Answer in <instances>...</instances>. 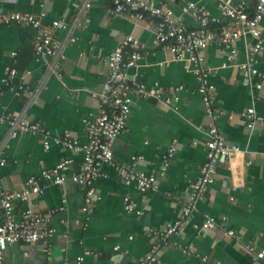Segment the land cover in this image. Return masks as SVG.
Returning <instances> with one entry per match:
<instances>
[{"label":"crops","instance_id":"crops-1","mask_svg":"<svg viewBox=\"0 0 264 264\" xmlns=\"http://www.w3.org/2000/svg\"><path fill=\"white\" fill-rule=\"evenodd\" d=\"M83 1L0 0V12H44V22L60 17L72 20ZM88 1L91 5L81 15L90 21L87 27L75 29L77 39L65 47V58L58 66L59 76L50 74L44 79L49 58L34 55L32 29L14 24L0 26V79L10 61L9 52L17 50L18 69L32 71L27 84L35 88L44 80L37 101L28 106L26 91L17 95L5 89L0 94V115L25 110L28 119L41 122L52 134L69 130L80 143H86L82 119L92 117L99 110L100 94L108 78L107 57L127 35L139 41L142 53L137 66L128 70L129 78L142 81L147 87L159 85L163 96H172L180 86L178 100L166 105L161 98H145L132 92L127 130L113 141V162L104 165L103 175L96 179L94 186L99 198L87 214L82 211L85 190L71 180V174L79 171L81 154L58 143L45 150L40 135L19 133L6 138L8 126L0 121V154L6 159L0 168V192L19 190L34 176L42 190L31 197L33 209L47 213L64 205L50 217L49 224L55 229L49 241L50 257L43 252L41 241H18L5 250L3 264L49 261L51 264H137L148 250L160 243L158 232L179 217L189 182L198 176L205 160L207 119L198 80L186 62L174 59L170 51L155 44L156 19L150 15L134 18L125 13L113 14L110 0ZM191 1L221 19L222 25L232 24L222 15L216 1ZM244 1L253 8V0ZM153 2L158 4L159 0ZM164 2L175 15L181 14L180 0ZM181 23L187 29L201 28L191 13L181 14ZM260 24L264 41V17ZM252 42L249 35L240 36L235 41L237 55L229 65H224L226 52L221 46L211 43L203 51L205 65L211 68L209 80L215 87L213 104L223 111L216 117V124L226 141L237 144L241 152L218 161L214 182L197 203L191 219L168 238L164 247L155 250L159 264H201L203 255L222 264H264V258L258 259L244 247V244L256 250L264 247V125L247 129L241 117L249 106L264 116V85L256 88L254 84L259 78L238 67V63L248 58ZM256 57L257 67L264 73V50ZM173 145L175 151L169 158V168L164 176H158L157 190L142 195L133 185L123 183L121 165L157 173L162 156ZM63 158H72L64 185L50 184L40 177L42 168L51 167ZM126 194L136 202L141 214L125 211ZM25 207V203L14 201L15 216L19 217ZM205 215L214 217L217 224L198 232L195 224L199 225ZM222 216L227 217L226 221H221ZM228 229L240 236L239 242L227 236ZM190 242L194 250L184 254L182 247ZM115 245H119L118 250L114 249ZM86 249L95 254L85 256L78 263L76 257Z\"/></svg>","mask_w":264,"mask_h":264},{"label":"built area","instance_id":"built-area-1","mask_svg":"<svg viewBox=\"0 0 264 264\" xmlns=\"http://www.w3.org/2000/svg\"><path fill=\"white\" fill-rule=\"evenodd\" d=\"M113 14L125 13L130 17L143 18L150 15L156 19L154 33L155 44L170 51L174 59L184 61L188 64L190 71L198 80V92L201 96L204 113L207 119V130L205 140V160L199 169L198 176L189 182V191L182 201L179 217L169 222L158 232L160 243L154 245L141 257L137 264H159L155 250L164 247L168 238L179 232L182 225L188 223L197 203L203 197L207 188L214 182L215 167L222 158L230 159L234 154L241 152V148L226 141L221 134L216 117L222 110H217L213 104L215 87L209 80L211 68L205 65L203 51L211 43L221 46L226 52L224 65L233 63L237 55L235 41L242 35H249L253 42L249 45L248 58L238 63L239 69L246 71L249 75L259 78L255 82L256 88L264 85V73L257 67V55L264 50V41L261 38V19L264 17V0H253V8L250 9L244 0H214L218 4L223 16L227 17L232 24L222 25L221 19L209 15L202 7L191 0L181 1V14L191 13L200 24V29H187L181 23V14L175 15L165 5V0H159L155 4L153 0H110ZM91 3L84 0L72 20L60 17L50 22H44V12L33 14L21 11L0 12V26L17 25L21 28L32 29L33 52L37 58L48 57L44 79L48 75L59 76L58 66L65 58V47L73 43L77 36L74 31L77 27H87L90 19L82 16L81 13ZM214 25L215 28H208ZM60 31L61 36L57 33ZM10 61L6 65L4 75L0 79V94L5 90H13L15 94L26 91L29 95V102L37 101V93L42 88L44 80L35 88H31L26 79L32 74L31 69H18V51L9 52ZM142 56L141 45L132 35L125 36L107 57L108 78L103 84L100 94L99 110L92 117L82 119L85 126L87 141L80 143L69 130L60 134H52L41 122L31 121L25 116V110L6 112L0 115V121L8 126L7 137H16L19 133L40 135L42 145L47 150L52 143L62 144L65 148L79 152L82 156L79 171L71 174V180L84 188V201L82 211L86 214L92 209L93 202L99 196L96 193L94 183L97 178L103 175L104 165L112 164V144L116 137L127 130V122L131 112L132 92L136 91L142 97L161 98L166 105L178 100L176 87L172 96H163L162 88L159 85L147 87L142 81H134L129 78L128 70L137 66ZM248 83V81H245ZM243 123L247 129H254L264 125V116L258 114L253 106H249L241 113ZM5 138V139H6ZM175 151L171 146L162 156L161 164L157 173L144 172L135 169L133 166L121 165L120 174L125 185H133L142 195L149 190H157L158 179L166 174L170 165V156ZM140 158V157H138ZM72 158H63L51 167L42 168L40 177L47 183L64 185L66 172L70 169ZM6 164V159L0 154V168ZM231 164V162H230ZM159 176V177H158ZM41 187L37 178L29 177L19 190H1L0 206V264H3L4 254L7 247L18 241L35 243L41 241L42 250L47 256H51L50 239L55 233L54 227L49 224L51 214L63 209V204L47 213H42L30 206L31 197L41 193ZM124 209L128 212L142 211L128 194L124 197ZM26 204L20 212L19 217L14 214V201ZM63 203L65 199L62 200ZM88 216V215H87ZM87 216L86 219H87ZM227 217L222 216L221 221ZM217 224L214 217L205 215L203 221L195 224L198 232L213 228ZM227 236L240 241V236L233 229L226 231ZM247 251L254 253L258 259L264 258V247L259 250L252 245L244 244ZM115 250L119 245L114 246ZM194 250L190 242L182 247L184 254H191ZM95 254L94 251L86 249L76 257L78 263L84 260L85 256ZM201 264H222L219 260L210 261L208 256L200 257ZM47 264H51L49 261Z\"/></svg>","mask_w":264,"mask_h":264}]
</instances>
